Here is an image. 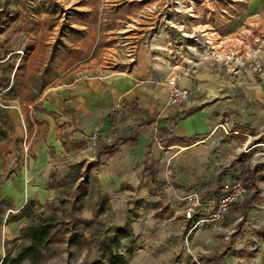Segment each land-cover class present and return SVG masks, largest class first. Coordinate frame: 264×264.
Instances as JSON below:
<instances>
[{"label":"rangeland","instance_id":"374dc122","mask_svg":"<svg viewBox=\"0 0 264 264\" xmlns=\"http://www.w3.org/2000/svg\"><path fill=\"white\" fill-rule=\"evenodd\" d=\"M143 57L156 73L153 84L162 86L165 77L158 74L167 71L219 87L216 98L210 99L205 87L200 96L193 95V100L205 95L210 107L222 103L211 116L216 125L188 137L187 158L170 166L173 176L166 169L165 182L157 178V190L171 186L161 199L140 198L138 188L113 177L121 158L116 147L131 140L116 136L115 145L97 158L98 146L105 142L98 128L83 132L77 141L63 131L67 122L59 124L71 159L64 162V176L58 175L55 197L31 199L36 201L33 209L62 221L91 220L85 230L90 242L87 247L54 243L44 264H88L100 256L95 241L123 226L127 235L113 250L126 259L124 264H264V0H0V107L13 125L1 142L14 139L15 171L34 158L32 132L41 123L47 96L64 88L71 97L75 85L102 81L142 63ZM75 109L62 112L79 130L85 120ZM151 117L138 103L111 115L123 135L135 134ZM173 126L170 120L158 129L156 152L145 162L153 163L155 176L164 155L180 151L162 143ZM96 130L102 137L93 145L87 136ZM9 167L0 182L11 175ZM248 167L258 169L254 182L247 180V195L220 222L184 220L196 198L241 180ZM173 188L182 193L177 196ZM14 206L0 215L2 256L15 239V230L9 229L13 222L5 223L9 213L20 210Z\"/></svg>","mask_w":264,"mask_h":264},{"label":"crops","instance_id":"0c3cea01","mask_svg":"<svg viewBox=\"0 0 264 264\" xmlns=\"http://www.w3.org/2000/svg\"><path fill=\"white\" fill-rule=\"evenodd\" d=\"M147 64H150V60L143 57L142 63L137 61L132 67L104 76L102 81L93 79L87 84L75 85L73 87L74 95L71 97L65 94L68 90L64 88L47 96V100L43 104V111L38 117L41 123L32 132L34 135V158H31L32 160L25 167L15 171L16 154L12 144L14 139L0 143V175L4 174L7 165L12 171L9 177L0 182V200L6 197L10 198L14 205H19L17 208H21L30 199H37L40 202L53 199L57 194L58 175L60 174L62 177L66 173L64 162L71 159L72 152L70 146L65 148L66 139L61 137V132H69V138L78 141L83 132L98 128L105 141L113 142L116 136L125 135L120 133L118 129L120 127L113 126L109 113L115 109L117 111L127 110L131 103L140 104L142 110L147 111L153 117L150 118V122L142 123L139 128L140 124L137 126L135 142L131 141L128 145H117L116 153L121 152V158L117 161L118 172L114 173L113 177L119 178L120 182L127 186L129 184L135 189L138 188L140 198L149 195L151 189H157L160 183L154 184L151 176H143V167L155 151V138L158 129H162L170 120H174V126L171 128L173 133L169 137H177L182 141H176L178 144L166 146L170 149L180 148V151L177 155H172L168 151L162 158L156 177L165 182L166 169L171 165L175 166L176 160L180 163L183 157L187 158L190 149L187 138L195 134L206 133L216 125L211 116L215 115L218 110L215 108L221 107L222 103L210 107L207 104L209 99L205 95H202V100H193V95L200 96L202 87H205L208 97L216 98L220 89L210 81L179 76L180 85L191 89L193 94L183 106H167L165 104L167 95L165 81L172 75L167 74V71H164L163 75L159 73V77H165L162 86L159 84L160 81L153 84L152 80L155 79L156 73L151 71ZM140 79L141 82L138 83L137 81ZM74 106L81 116V120H85L79 130L70 124V119L62 112L65 107ZM15 108L17 107L15 106ZM16 120L19 124L23 122V119L17 118ZM120 121L119 119L118 122ZM62 122H67V128L63 131L59 126ZM102 135L100 136L102 137ZM194 169L191 170L195 171ZM170 188L169 184H165L164 193ZM173 189L177 196L182 193ZM24 223L25 219L23 218L9 224V229L15 230V233L11 234V238H17L20 235ZM1 230L2 228H0V241L5 235Z\"/></svg>","mask_w":264,"mask_h":264},{"label":"trees","instance_id":"16d2710c","mask_svg":"<svg viewBox=\"0 0 264 264\" xmlns=\"http://www.w3.org/2000/svg\"><path fill=\"white\" fill-rule=\"evenodd\" d=\"M3 58H0L2 60ZM9 59V58H8ZM8 87V84L4 88ZM116 109L111 111V116ZM5 110L0 107V142L6 139L9 131L12 130L11 126L8 125L9 117L3 115ZM2 113V114H1ZM142 126L140 124L138 128ZM120 140H131L135 142L137 140V131L135 134H128L125 136L118 137ZM176 141H182L177 137H168L162 141L164 146H171L178 144ZM262 142V141H255ZM115 145L113 142H101L98 146L96 156L100 158L103 152ZM150 161V160H149ZM143 169V176H151L154 184L158 182L155 172L153 170V163H145ZM149 170L148 173L146 171ZM258 172L257 167H248L245 171L246 176L241 180L247 185V180L254 182L256 173ZM248 188V187H247ZM218 194V193H216ZM149 195L160 196L161 199H166V194L163 190L151 189ZM9 203L12 205L8 206ZM36 204L35 200H28L20 210L16 213H9L5 223L27 218L28 223L21 228L20 235L13 239L11 248H7L5 255H0V264H44L49 257V251L54 243L68 242L75 243L81 247H87L89 245V238L86 236V228L90 227L91 220L74 218L73 220L62 221L56 217L44 216L43 213L36 214L33 209V205ZM239 203H234L233 206H238ZM15 209L14 202L10 198H3L0 200V215L4 214L6 209ZM2 222L0 221V226ZM127 235L126 226L116 227L113 235H104L102 238H98L96 242L97 250L100 252L99 258L89 262L88 264H124L126 259L120 253H115L113 248L120 243V237ZM96 236V235H94Z\"/></svg>","mask_w":264,"mask_h":264},{"label":"built area","instance_id":"2783aa9c","mask_svg":"<svg viewBox=\"0 0 264 264\" xmlns=\"http://www.w3.org/2000/svg\"><path fill=\"white\" fill-rule=\"evenodd\" d=\"M167 95L166 104L177 106L187 103L193 92L191 89L182 87L179 83V76H170L166 80ZM100 138L99 131H93L87 140L93 145ZM167 174L173 176L172 168L167 169ZM247 195V186L242 180H233L220 189L215 195H208L205 198H196L195 201L184 211V220H192L196 223L212 221L220 222L224 215L230 210L234 203L241 202Z\"/></svg>","mask_w":264,"mask_h":264},{"label":"bare ground","instance_id":"6f19581e","mask_svg":"<svg viewBox=\"0 0 264 264\" xmlns=\"http://www.w3.org/2000/svg\"><path fill=\"white\" fill-rule=\"evenodd\" d=\"M214 52L220 54L219 51L215 48H214Z\"/></svg>","mask_w":264,"mask_h":264}]
</instances>
